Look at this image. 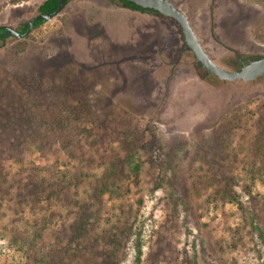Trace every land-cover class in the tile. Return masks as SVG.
<instances>
[{"label": "rangeland", "instance_id": "374dc122", "mask_svg": "<svg viewBox=\"0 0 264 264\" xmlns=\"http://www.w3.org/2000/svg\"><path fill=\"white\" fill-rule=\"evenodd\" d=\"M44 1L7 6L0 12V26L16 29L30 22ZM168 1L187 17L206 54L223 69L236 72L264 57V44L252 37V30L264 21L260 6L249 0ZM5 2L0 0V5ZM33 36L19 55L13 46L24 38L0 41V66L35 76L40 82L36 94L43 101L51 99V86L69 79L95 113L118 120L126 132L136 129L149 144L156 135L162 152L153 149L155 161L147 163L138 188L131 185L121 197L103 193L96 198L89 194L98 169L66 166L57 145L47 156L31 154L28 161L39 173L31 178L28 172L27 187L43 185L42 179L59 178L61 183L57 196L48 200L37 191L30 195L29 189L0 197V264H36L52 244L51 234L62 232L57 234L62 241L82 206L88 215L99 217L94 232L81 239L80 259L86 264H264V246L250 235L246 211L214 199L223 183L216 167L207 173L198 159L201 153H219L217 133L237 107L264 109V77L225 82L206 74L185 50L172 19L130 10L116 0H73ZM239 136L231 149L237 155L230 157L225 173L234 176L233 193L264 229V175L248 174L249 143L238 149ZM6 142L0 141V147ZM180 146L186 151L182 165L178 161L183 184L178 180L181 189L176 191H186V208H174L171 201L180 197L159 188L167 155ZM67 170V175L61 173ZM250 184L251 199L244 191ZM42 229L38 240L36 232ZM100 233L111 242L107 252L93 247Z\"/></svg>", "mask_w": 264, "mask_h": 264}, {"label": "trees", "instance_id": "16d2710c", "mask_svg": "<svg viewBox=\"0 0 264 264\" xmlns=\"http://www.w3.org/2000/svg\"><path fill=\"white\" fill-rule=\"evenodd\" d=\"M28 1L8 0L0 5V12L9 5L16 6ZM72 1L66 0L65 6ZM116 1L130 10L154 12L125 0ZM249 1L264 10V0ZM59 2L60 0H45L38 7V14H53L59 7ZM44 22V19L35 21L32 33L30 32L23 40L16 42L13 46L15 55L27 50L29 41L35 40L33 34L39 31ZM28 23L21 24L14 30L19 34H24L29 28ZM5 32V29L0 30V41L2 42L8 38L4 35ZM252 37L256 42L264 44V21L252 30ZM39 83L33 75L17 74L8 66H0V141H7L0 147V197L6 198L24 189H29L30 195H35L34 191H37V195L45 200L57 196L58 189L56 188L61 183L59 178H54L52 182L42 179L43 185L33 187L30 184L31 188L25 184L30 180L24 181L28 172L31 178L39 173L38 167L28 161V157L34 153L47 156L54 145L58 146L63 157L62 163L66 166L84 165L89 170H99L96 183L90 187L89 198H96L98 194L103 193L121 197L129 191L131 185L138 188L147 163L155 161V150L153 149L156 147L158 154L162 152L160 138L152 135V143L149 144L141 138L140 134L135 131L136 129L126 132L122 130L121 122L118 120L102 118L94 112L79 89L69 79H61L57 86H51L48 90L51 99L44 101L36 94ZM239 132V139L242 143H238L237 148L243 149L249 143L251 160L247 161L249 162L247 172L252 178L254 176L262 178L264 175V109L251 112L246 110V107L245 109L242 106L237 107L236 114L226 117L217 133L218 144L215 149L219 153H201L198 159L205 166L207 173L216 167L215 171L220 177L219 183H223L222 192L216 191L214 199H217L221 205L232 204L245 210L250 235L255 236L264 246L262 223L256 214L250 212V208H243L240 196L233 193L234 176H228L225 173V168L232 163L229 161L230 157L235 158L237 155L235 150L231 149L233 139L238 136ZM185 151V146H180L175 154L167 155L165 175L159 185V188L167 187L175 193V196L180 197L177 202L171 201L174 208L178 205L186 208V202L183 199L187 194L186 191L184 190L181 195L177 193L178 187L181 189L180 181L183 184V178L181 177V180L179 178L180 164L178 161L180 159L182 165ZM61 173L67 175L68 170ZM65 178L66 176L63 177ZM210 179L216 181L215 175H211ZM251 185H247L244 189L249 199L252 198L250 197ZM172 198L174 199L173 195ZM98 224L97 215H88L86 208L80 207L79 215L68 227L64 239L61 241L57 235L63 234L62 232L51 234L53 242L40 259L36 260V264H86L80 259L83 254L80 249L81 239L88 231L94 232V227ZM36 233V239L39 240L44 229ZM103 234L105 233L94 236L93 247H103V251L107 252L111 242L109 239L106 240ZM65 239L68 240L64 247L62 243ZM92 251L95 252V249ZM138 251L140 255V249ZM139 255L137 254L136 263L139 262ZM89 263L91 261L87 264Z\"/></svg>", "mask_w": 264, "mask_h": 264}, {"label": "water", "instance_id": "95a60500", "mask_svg": "<svg viewBox=\"0 0 264 264\" xmlns=\"http://www.w3.org/2000/svg\"><path fill=\"white\" fill-rule=\"evenodd\" d=\"M139 6L143 9H149L157 14L172 19L178 26L183 38L185 50L190 52L197 61L199 67L206 74L212 75L217 79L225 82H253L264 77V57L250 61L236 72L228 71L218 66L206 54L197 36L195 35L187 17L177 8H175L168 0H125ZM66 0H60L59 7L53 14L38 15L28 23V30L24 34H19L13 28L0 26V30L5 29L4 33L7 37L16 39L25 38L33 29L35 21L39 19L49 20L58 15L65 7Z\"/></svg>", "mask_w": 264, "mask_h": 264}, {"label": "flooded vegetation", "instance_id": "af4514ba", "mask_svg": "<svg viewBox=\"0 0 264 264\" xmlns=\"http://www.w3.org/2000/svg\"><path fill=\"white\" fill-rule=\"evenodd\" d=\"M151 13H154V12H151ZM243 67V66H242Z\"/></svg>", "mask_w": 264, "mask_h": 264}, {"label": "crops", "instance_id": "0c3cea01", "mask_svg": "<svg viewBox=\"0 0 264 264\" xmlns=\"http://www.w3.org/2000/svg\"><path fill=\"white\" fill-rule=\"evenodd\" d=\"M126 8V7H125Z\"/></svg>", "mask_w": 264, "mask_h": 264}]
</instances>
